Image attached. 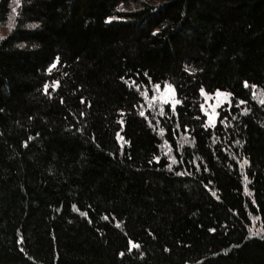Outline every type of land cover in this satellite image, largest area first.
I'll list each match as a JSON object with an SVG mask.
<instances>
[{"label": "trees", "instance_id": "16d2710c", "mask_svg": "<svg viewBox=\"0 0 264 264\" xmlns=\"http://www.w3.org/2000/svg\"><path fill=\"white\" fill-rule=\"evenodd\" d=\"M12 4L0 264H264V0Z\"/></svg>", "mask_w": 264, "mask_h": 264}, {"label": "rangeland", "instance_id": "374dc122", "mask_svg": "<svg viewBox=\"0 0 264 264\" xmlns=\"http://www.w3.org/2000/svg\"><path fill=\"white\" fill-rule=\"evenodd\" d=\"M20 0H13L12 11L16 13ZM12 22L4 24L0 28V38L7 34L11 30ZM259 98H262L261 94H257ZM147 105H163L169 104L175 106L178 101L174 87L170 83H164L155 85L151 89V93L145 96ZM231 94L225 90H216L213 93L205 92L201 90V110L205 116V124L207 126H214L217 122L218 111L223 106L230 105ZM211 117V119H209Z\"/></svg>", "mask_w": 264, "mask_h": 264}, {"label": "snow or ice", "instance_id": "6c2138e0", "mask_svg": "<svg viewBox=\"0 0 264 264\" xmlns=\"http://www.w3.org/2000/svg\"><path fill=\"white\" fill-rule=\"evenodd\" d=\"M111 21V18H109V22ZM253 87H255V85H253ZM177 103H179V101H177ZM209 119H211V117H209Z\"/></svg>", "mask_w": 264, "mask_h": 264}]
</instances>
